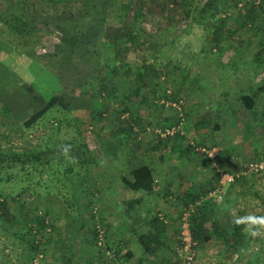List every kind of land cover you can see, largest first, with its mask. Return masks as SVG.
<instances>
[{"label":"rangeland","instance_id":"1","mask_svg":"<svg viewBox=\"0 0 264 264\" xmlns=\"http://www.w3.org/2000/svg\"><path fill=\"white\" fill-rule=\"evenodd\" d=\"M28 1L34 3L30 11H42L46 22L75 32L85 30L88 19L103 29L90 48L75 50L59 42L60 34L58 39L42 33L35 58L27 60L0 35V63L6 69L0 72V113L5 106L10 111L0 114V147L19 150L30 142L32 148L57 151L39 176L24 171L26 180L8 185L13 189L5 197L17 219L9 231L26 242L33 236L40 245L37 254L28 250L23 258L27 249L10 234L0 235V248L8 245L6 264H186L184 252L176 248L189 219L185 192L192 182L189 195L207 204L224 231L241 224L249 237V260L264 264V225L246 222L264 217V170H247L264 158V5L252 10L249 3L259 0H177L178 6L168 11L173 23L167 28L156 26L160 9L154 0H142L146 9L140 13L132 0H108L105 6L101 0H66L56 8L48 0ZM212 1L217 10L200 11ZM107 29L120 33L123 51L118 56ZM31 62L33 70L25 71ZM51 90L63 104L83 97L92 102L84 108H53L33 129H23L20 123L41 111L44 93ZM245 94L255 95L251 111L238 101ZM177 102L180 110L171 106ZM70 145H86L94 164L78 173L73 168L69 187L63 167L72 164L64 152ZM202 149L214 151L213 160ZM58 159L61 165L56 166ZM138 166L153 172L152 194H134L123 185ZM222 171L235 181L215 202L206 196ZM24 187L32 193L25 212L47 213L50 228L38 236L29 237L21 228L25 212L13 196ZM71 195L72 208L65 203L73 200ZM153 216L166 222L170 238L156 257H148L134 236L149 231ZM94 232H101L104 247ZM227 246L217 236L197 243L190 264H244ZM106 247L114 260L104 255Z\"/></svg>","mask_w":264,"mask_h":264},{"label":"trees","instance_id":"2","mask_svg":"<svg viewBox=\"0 0 264 264\" xmlns=\"http://www.w3.org/2000/svg\"><path fill=\"white\" fill-rule=\"evenodd\" d=\"M48 1H50L51 4L54 5V7L56 8L60 7L66 0ZM101 1L103 6H105L108 2V0ZM132 1H134L135 3H139L137 9L139 13L146 9L144 7V3L141 2L142 0ZM154 1L159 4L158 7L160 9V16L157 19L156 26H163L168 28L173 23V15L168 11L171 7L178 6L177 0ZM213 3V1L212 3H205L200 11L203 12L207 8L209 9L211 7H214ZM249 4V7L252 8V10H254L255 8H263L264 0H259L257 5L254 2H250ZM33 6L34 3H30L28 0H0V35L5 36L13 48L23 52V57L26 60L30 58V56L35 58L36 55L34 54V46L41 45L40 43L43 39V37L41 38L40 35L45 34V36L48 35L54 37L56 34H60L61 39L59 42L75 50L81 48H90L92 42L94 41V38H96L103 29L101 23H91V20L85 19L86 29L81 31V28H77L75 32H73L72 30L63 27V25L46 22L42 11H39L37 13L30 11L32 10ZM148 9H150V7L147 8V10ZM214 9L217 10L216 7H214ZM26 12H29L30 15H28ZM191 12L192 11L190 7L185 10V14L187 16L190 15ZM210 15L213 17L215 16V13L212 12ZM122 26L126 28V24ZM124 32L127 33L126 39L130 40L131 38L129 30L124 29ZM119 34L120 33H118L117 29H115L113 32H111L110 29H107L108 40L112 44H114L115 54L117 56L120 55L123 51V47L120 43L121 37ZM212 40L215 43L218 42L214 37ZM24 65L25 63L20 65L21 70L23 69ZM26 67L25 71L29 69L33 70V63H29V65H26ZM32 70H29V72ZM1 71L6 72L4 64L2 63H0V72ZM136 75H139V73H137ZM53 91L54 90L44 93V98L46 101L45 104L40 107L41 111H35L34 114L32 113L33 115L30 118L25 119L20 123L23 129L28 131L33 129L36 123L42 119L44 114L47 111H51L53 108H58L61 106V109L63 108L65 110H69L71 108L77 109L80 107L84 108V106L88 107V105L91 104V100L89 98L84 97L72 98L67 104H63L62 98L54 97ZM238 101L245 110L251 111L255 106V95H241ZM9 113V109H7V106H5L3 107V113L0 114L6 116L9 115ZM215 128L217 129L218 127ZM176 136H178V134H176ZM35 137L38 139L36 133ZM25 145L26 144L22 145L23 147L19 150H14L13 147H11L10 149H3L0 147V235L10 234L11 237L17 240L19 246H24V249L27 250H22V253L20 255H22L23 258H27L28 255L26 254V251L28 250L31 251V254L33 252V249L35 254L38 253L36 252V248L40 244L34 241V238L33 236L31 237V234L33 233L38 236L40 234H43L48 230V228H50L49 222L46 221L47 213L37 215V213L28 214L27 212H25V207L28 205L29 202L27 196L32 195V193H29V191L25 187L20 189L16 196H13V200H17V203H19L20 208L23 209L25 212L22 215V220L24 223L22 224L21 228H24L27 232V235L31 237L26 242L20 234L9 231L10 229L16 226L17 219L15 218L14 214H12V212L10 211V207L7 202V198L5 197V194H9L12 192L13 187L8 186L9 183L15 181L19 182L21 178H23V180H26L27 176L25 175H32L34 178L39 176L41 174V168L45 167V165L47 164H52L53 159H50V157L53 156L54 152L57 153V151L49 149H40L39 146V149L37 147L32 148L30 147V142L27 143V146ZM70 146L71 147L65 149L64 151L68 154V158L72 161V164H69L65 168L63 167V177L67 181H69L70 176L72 175L73 168H78L75 169L76 173H78L81 168H85L88 165L94 164V160L88 154L86 145H83L82 147H76L72 145ZM60 150H62L60 152L63 153L64 148ZM61 156L60 159L63 158ZM60 159L55 161L56 166L61 165L59 164ZM24 171H26V174L22 176V172ZM131 177L132 182H128L126 180L122 181L125 188H127L131 192H141L146 194H152L154 192L156 183L154 182L149 167L138 166L137 168L132 170ZM31 183L33 184V181H31ZM71 185L72 182L69 181V187ZM33 186L35 185H32L31 188ZM187 196L188 205L186 204V208L188 207L187 210L190 211L188 219V229L191 239V250L194 253L193 260H195L196 258V244L208 242L211 240L212 236H217L223 239V242L228 244L227 248L230 249L233 254L237 255L239 253L243 260L245 259L244 264H253L249 260L247 255L246 248L248 246L247 244L249 241V237L242 233L243 226L241 224H236L233 226L231 231H224L221 228L220 220L213 216V211L208 210L206 203L200 202V200L196 196L194 198L192 197L193 195L188 194ZM71 200L72 201L70 203H68L69 200H65V203H67L70 208H72V206L74 205V195H71ZM130 204L132 205L133 202H131ZM149 224L150 229L145 235L138 236L137 234H135L134 238L136 243L139 245V247L142 249L143 253L146 256L156 257L157 251L163 250L168 244L170 235H168L166 222L162 219L153 216ZM94 233L97 236V233ZM177 240L178 243L176 250L180 251L184 247V243L181 239V234L177 237ZM11 244L12 248L16 246L14 242H12ZM5 247V249L0 248V264H6L8 260L5 255L8 245L6 244ZM106 250L110 249L106 247ZM173 254H175V252H173Z\"/></svg>","mask_w":264,"mask_h":264},{"label":"built area","instance_id":"3","mask_svg":"<svg viewBox=\"0 0 264 264\" xmlns=\"http://www.w3.org/2000/svg\"><path fill=\"white\" fill-rule=\"evenodd\" d=\"M162 104H164L165 106H168L167 103L162 102ZM180 104H181L180 102H177V103H173L171 106L173 108H176L177 110H180ZM182 121L183 119L181 118V115H180L179 123L177 124V129H179V126L182 124ZM202 152L205 153L208 159L213 160L214 151H205L202 149ZM247 170L253 173L262 172L264 170V158L261 159L259 162L250 163L247 166ZM234 181H235L234 175L228 172H223V171L218 172L216 186L208 190L206 198L212 199L215 202H219L222 198L224 187L232 184ZM182 226L183 227H182V232H181V239H182V242L184 243V247L180 251L184 252V260L186 264H190L194 258V253L191 250V239H190V233L188 229V222L184 221ZM97 241H98L97 244L99 246L104 247V242H103V237H102L101 232L97 234ZM104 255L106 256L107 259L114 260V253L112 251L106 250Z\"/></svg>","mask_w":264,"mask_h":264},{"label":"clouds","instance_id":"4","mask_svg":"<svg viewBox=\"0 0 264 264\" xmlns=\"http://www.w3.org/2000/svg\"><path fill=\"white\" fill-rule=\"evenodd\" d=\"M237 223L242 222L241 220H237ZM246 222L248 224H259V225H264V217H248L246 218ZM251 231V229H249ZM252 235H256L255 231L251 232Z\"/></svg>","mask_w":264,"mask_h":264},{"label":"crops","instance_id":"5","mask_svg":"<svg viewBox=\"0 0 264 264\" xmlns=\"http://www.w3.org/2000/svg\"><path fill=\"white\" fill-rule=\"evenodd\" d=\"M147 167H149V166H147ZM150 168V167H149ZM151 170V169H150ZM151 173H152V176H153V172L151 171ZM153 179H154V182H155V178H154V176H153ZM123 181V180H122ZM126 181H128V182H132V177L130 178V179H128V180H126ZM192 182V181H191ZM179 183H183L184 185H186L187 183H189V182H179V181H177L175 184H179ZM190 184V186H189V190L188 191H186L185 193L188 195L191 191L190 190H192V187L194 186V182H192V183H189ZM191 184H193L192 185V187H191ZM130 191V190H129ZM131 192V191H130ZM132 193H134V192H132ZM141 192H138V193H134V194H140ZM135 200V202H138L139 201V199H137V198H135L134 199ZM131 202V201H130ZM156 255H158V253L156 254Z\"/></svg>","mask_w":264,"mask_h":264},{"label":"water","instance_id":"6","mask_svg":"<svg viewBox=\"0 0 264 264\" xmlns=\"http://www.w3.org/2000/svg\"><path fill=\"white\" fill-rule=\"evenodd\" d=\"M57 36V38L59 39V36L58 35H56Z\"/></svg>","mask_w":264,"mask_h":264}]
</instances>
